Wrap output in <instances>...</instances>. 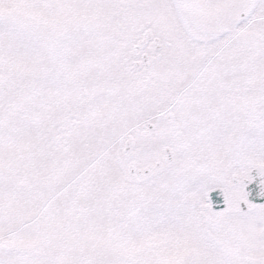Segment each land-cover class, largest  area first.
<instances>
[{
	"label": "snow or ice",
	"instance_id": "6c2138e0",
	"mask_svg": "<svg viewBox=\"0 0 264 264\" xmlns=\"http://www.w3.org/2000/svg\"><path fill=\"white\" fill-rule=\"evenodd\" d=\"M0 264H264V0H0Z\"/></svg>",
	"mask_w": 264,
	"mask_h": 264
}]
</instances>
